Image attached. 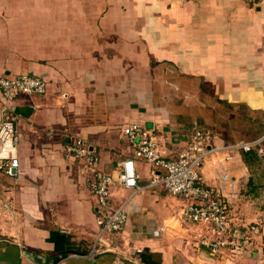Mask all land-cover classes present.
<instances>
[{"label": "crops", "instance_id": "1", "mask_svg": "<svg viewBox=\"0 0 264 264\" xmlns=\"http://www.w3.org/2000/svg\"><path fill=\"white\" fill-rule=\"evenodd\" d=\"M25 72L47 90L10 104L20 168L0 175V264H264V139L224 161L264 136V0H0V77ZM134 123L166 159L195 127L212 134L202 175L227 197L240 251L212 255L203 226L181 220L183 198L114 187L128 222L86 256L99 237L92 175L64 145L85 140L116 175ZM136 165L145 186L151 167Z\"/></svg>", "mask_w": 264, "mask_h": 264}, {"label": "built area", "instance_id": "2", "mask_svg": "<svg viewBox=\"0 0 264 264\" xmlns=\"http://www.w3.org/2000/svg\"><path fill=\"white\" fill-rule=\"evenodd\" d=\"M248 1L254 4L258 0ZM46 90V83L34 75L0 77V175L16 178L20 168L17 129L19 116L12 110L10 104L18 95L42 96ZM123 131L130 154L118 164L116 175L98 168L99 157L85 140L69 138L64 145L65 155L82 160L85 168L92 175L90 192L95 199L99 237L91 253L86 256L92 257L97 246L105 242L107 244L105 235L123 231L128 222L124 201L146 187H161L168 194L187 201L181 212V220L187 224L203 226L206 236L201 243L208 247L212 255L217 256L226 248L240 251L243 248V240L238 236L237 230L231 228L227 197L221 188L200 183V167L205 158L213 152L210 143L208 144L210 135L195 127L184 151L175 159H166L159 153L153 131L149 128L134 123ZM263 139L264 136L254 142L239 141L233 146H228L226 150L230 151L224 157V161L232 159L230 153L232 150L248 152ZM136 161L144 162L151 167L150 181L145 186L139 183L140 175ZM229 179L228 173L223 170L221 180L229 181ZM114 187L128 192L127 198L120 204H114L111 200V191ZM259 228L264 240V215L259 222Z\"/></svg>", "mask_w": 264, "mask_h": 264}, {"label": "rangeland", "instance_id": "3", "mask_svg": "<svg viewBox=\"0 0 264 264\" xmlns=\"http://www.w3.org/2000/svg\"><path fill=\"white\" fill-rule=\"evenodd\" d=\"M257 2V1H256ZM24 74H27V75H32V74H29V73H24ZM16 75H22V74H9V75H4L5 77H9V78H11V77H14V76H16ZM42 80L46 83V81L42 78ZM47 84V83H46ZM24 96H26V97H30V96H27V95H23V94H21V95H18L17 96V98H15L14 99V102H16L18 99H20L21 97H24ZM31 96H39V95H31ZM202 130L203 129H205V131H206V133L207 134H209L210 135V137L212 138V134L209 132V131H207L206 130V128H201ZM257 131L259 132V128L257 129ZM264 133V130H260V133ZM261 133V134H262ZM260 134V135H261ZM263 136V135H262ZM211 138L208 140V144L209 143H211ZM211 155H208L206 158H205V160H204V162L202 163V165H201V167H200V170H199V174H200V183L201 184H204V185H206V183H205V180H204V178H203V175H202V170H203V168L207 165V163L209 162V160H210V157ZM218 170H219V167H218ZM206 186H209V185H206ZM113 189V188H112Z\"/></svg>", "mask_w": 264, "mask_h": 264}, {"label": "trees", "instance_id": "4", "mask_svg": "<svg viewBox=\"0 0 264 264\" xmlns=\"http://www.w3.org/2000/svg\"><path fill=\"white\" fill-rule=\"evenodd\" d=\"M203 131L206 132L205 129H203Z\"/></svg>", "mask_w": 264, "mask_h": 264}]
</instances>
